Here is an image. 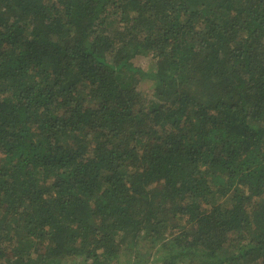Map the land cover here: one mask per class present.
<instances>
[{"label":"trees","instance_id":"16d2710c","mask_svg":"<svg viewBox=\"0 0 264 264\" xmlns=\"http://www.w3.org/2000/svg\"><path fill=\"white\" fill-rule=\"evenodd\" d=\"M153 262L264 264V0H0V264Z\"/></svg>","mask_w":264,"mask_h":264},{"label":"rangeland","instance_id":"374dc122","mask_svg":"<svg viewBox=\"0 0 264 264\" xmlns=\"http://www.w3.org/2000/svg\"><path fill=\"white\" fill-rule=\"evenodd\" d=\"M138 61H139V64H140L143 68H145V69H146L148 66H150V64L146 63V60L143 59V58H141V56H139ZM144 83H145V82L142 81V82H141L142 85L140 84L141 86H143V88L149 86V83H145V84H144ZM146 250H147V248L143 249V251L141 252V254H142V255H143V254H144V255L148 254L149 251H148V250L146 251ZM152 264H158V262H153Z\"/></svg>","mask_w":264,"mask_h":264}]
</instances>
